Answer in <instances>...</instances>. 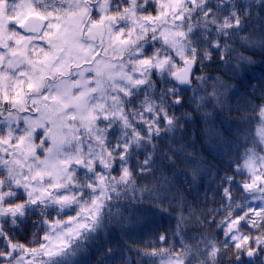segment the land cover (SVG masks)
<instances>
[{
  "label": "clouds",
  "instance_id": "obj_1",
  "mask_svg": "<svg viewBox=\"0 0 264 264\" xmlns=\"http://www.w3.org/2000/svg\"><path fill=\"white\" fill-rule=\"evenodd\" d=\"M18 3L19 0H6V13L15 15ZM70 5L76 14L72 21L67 16ZM32 6L43 15L47 16L51 12L54 16L43 25L33 18L27 21L24 28L15 25L9 27L8 32L14 33L15 39H20L21 35L25 37L21 48L24 45L28 48L27 60L17 57V67L13 71H25L29 76L39 79L40 69H45L51 78L43 80L39 91L34 90L29 94L25 89L24 104L5 103L0 94V140L8 141L0 144V195L5 198L4 207L8 206L7 202L13 205L23 204L26 213L15 224H11L10 216L0 217V230L6 238L19 241L18 237H22L23 243L35 240L32 246L38 247L40 237L48 232L46 221H59L67 228L64 221L68 216H75L80 204L91 199L92 193L88 184L95 183L98 175L111 181L116 175L114 170L121 167L133 170L135 175L127 186L118 185L125 195L119 201L114 198L112 204L125 209L133 220L146 212L147 206L153 203L147 192L141 200L139 189L145 185L151 188L154 183L164 181L165 177L171 185L178 175L177 165L196 163L204 166L207 171L221 165L225 170L221 179L231 185L236 202H240L241 198L248 202L259 198L260 191L264 190V183L253 192L244 191L242 185L252 182L244 168V161L250 156L255 157L256 173L264 175V141L256 135V128L260 124L259 108L264 106V100L255 104L254 111L249 107L242 108L240 103L236 105L239 114L229 134L218 137L215 148L211 145L205 146V155L211 153L216 159L205 160L202 157L195 161L188 159L192 154L181 157L176 153L178 159L173 163L162 164L157 155L153 171L141 174L139 170L143 166L144 158L151 154L152 144L158 140L147 134L150 126L154 132V121L161 122L163 131L162 119L165 115L178 120L183 126L194 123L201 114L205 119L211 118L212 112L203 110L209 105L213 108L217 106L211 95L217 78L225 85L234 74L242 73V63H254L251 56H246L250 62L238 59L241 55L245 56L244 51L252 50L253 55L264 57V44L260 43L264 41V21L261 19L264 17V0H195V4L193 0H182L175 11L169 0H33ZM81 9L86 11L81 13ZM209 12L211 15H206ZM217 15L220 24H223L225 17L234 19L239 16L243 22L241 35L248 36L253 43L237 37L232 41L234 51L230 56L221 59L213 48L217 29L212 23H205ZM55 16L60 19H55ZM48 23H63L64 28L77 33L76 46L70 52L65 47V51L57 55L54 49L48 48L47 38L43 37L45 31H52L48 28ZM166 32H182L184 35L176 36L178 43L173 46L172 43L165 42L162 33ZM41 38L44 43H41ZM52 43L59 45L60 40H53ZM41 48L57 56L54 63L47 68L44 65L33 67L28 63L44 56ZM194 48L196 62L191 63ZM94 52H99V55L93 60ZM144 59L151 60L152 66L141 65L140 62ZM186 59L191 65L192 73L188 82L182 83L173 73L189 66L185 64ZM85 60L92 62L84 63ZM69 62L79 64L80 67H71L69 71ZM160 63H163L162 69L156 67ZM62 64L65 67L59 72L54 71L57 65ZM5 67H8L7 59ZM98 70L101 74H97ZM124 73L131 76L132 80H143L144 83L134 85ZM201 76L205 78L203 81L199 79ZM89 80L93 83L89 84ZM97 81L102 82V86ZM13 83L14 80L8 81L9 97L14 94ZM93 88L96 89L94 93L90 91ZM69 89L73 95L77 92L88 93L84 111L91 109L98 119L91 131L81 127L79 115L75 121L68 119L67 123L73 125L72 134L62 149H54L47 157L50 161L47 170L53 171L51 165L55 164L59 171H53L51 176H45L43 180L38 177L33 179L37 169L44 167L38 161L46 159L44 153L49 146L47 126L41 127L32 119L33 101H39L36 106H40L43 104L40 100L43 92L63 93ZM217 92L221 93V88L217 87ZM117 111L123 113V118L114 114ZM206 112L209 115L205 116ZM105 113L109 114L108 119H104ZM75 128H80L79 139H76ZM21 136L25 137V147L30 142L35 148L34 153H26L17 147ZM125 143L130 145L129 151L125 159L120 160V149L117 146ZM109 150L113 156L107 155ZM101 155L111 167H103ZM76 159H82L84 163L78 165L75 163ZM90 160L91 164L88 163ZM62 161L70 163L65 166ZM167 172L172 173L171 178L165 175ZM25 177L28 179L25 180ZM229 177L232 179L229 180ZM133 186L137 189L135 193L131 190ZM65 197L67 201L64 203L57 202ZM32 199H36L37 203L32 204ZM225 210L227 212V208ZM223 225L220 223L219 227ZM61 230L57 228L49 234L55 236ZM238 234L250 233L240 227ZM224 237L227 239L219 240L204 225L199 235L185 232L178 250L171 245L174 249L172 255L179 253L183 264H222L223 257H227L226 264H252L255 257L244 259L241 252L230 246V236ZM94 242L89 240L84 243L77 254L71 257L70 264H87V252L95 246ZM6 247V240L0 241V251ZM213 247L217 249L215 255L212 254ZM241 251H246V248ZM238 256L240 259H237ZM40 259L37 257V264ZM3 264H14V258L12 261H4Z\"/></svg>",
  "mask_w": 264,
  "mask_h": 264
},
{
  "label": "snow or ice",
  "instance_id": "obj_2",
  "mask_svg": "<svg viewBox=\"0 0 264 264\" xmlns=\"http://www.w3.org/2000/svg\"><path fill=\"white\" fill-rule=\"evenodd\" d=\"M75 2V0H74ZM171 4L174 5L173 11L179 6L182 0H169ZM6 0H0V94H2V99L5 103L11 102L13 104H24L25 100V89L27 93H32L34 90L39 91L42 85V82L45 78H51L45 72V69H40L41 76L39 79H36L32 76H29L27 72L20 71L14 72L13 69L17 67L15 59L17 57H23L27 60L28 48L27 45H24L23 49L21 44L24 42L25 37L20 36V39H15L14 33H9L8 29L11 25H15L19 28H24L25 24L29 19H37L43 23L49 21L50 17H53L54 14L49 12L48 15H43L41 12L36 11L33 8V0H19L17 5V11L15 15H8L5 11ZM195 4V0H193ZM86 9H81L80 12L83 13ZM75 12L72 10L71 5L67 13L69 21H72L75 18ZM206 15H211L209 12ZM55 19L59 20V16H55ZM182 17H177L181 19ZM151 20V18H148ZM264 21V17L261 18ZM96 22H94L95 24ZM205 23H212L217 29V35L214 38L213 48L217 50V54L224 59L234 51L232 41L239 37L242 41H248L253 43L248 36L241 35V25L242 20L239 16L234 19L231 17H225L223 24L219 22V16H214L211 21L206 20ZM48 28L52 31H45L43 37L47 38L48 48L55 50L57 55L60 52L65 51V47L71 51L73 46H76V37L77 33L71 29L64 28L63 23H48ZM63 29V31H62ZM70 33V35H66ZM82 34V33H80ZM165 42L172 43L173 46L177 45L175 40L176 36H183L184 33H162ZM53 40H60V44H53ZM11 42V45L9 44ZM41 43H44V39L41 38ZM261 44H264V41H260ZM182 47V46H181ZM41 51H44V56L42 58H37L35 61H28L30 65L35 67L36 65H44L45 68L51 66L54 63L57 56L52 55L47 50L41 48ZM36 50L34 49V52ZM67 55V53H66ZM87 55V51H85ZM99 55V52L93 53V60L96 56ZM196 49H193V60L191 63H195ZM7 59L8 67H5V61ZM240 61L250 62L249 57L239 56ZM90 60H85L84 63H91ZM143 66H152V62L149 59H144L141 62ZM185 64L189 66L185 69H180L177 72L173 73V76L178 79L180 82H188L192 68L189 64V61L186 59ZM62 67L65 65H57L54 71L59 72ZM67 67L70 71L71 67H80L79 64H72L69 62ZM158 69L163 68V63L157 64ZM97 74H101L98 70ZM123 75H126L124 73ZM14 80L12 85L14 89V94L9 97L7 94V85L9 80ZM127 79L134 85L144 83L143 80H132L131 76H127ZM201 81L205 78L203 76L199 77ZM89 84H92L93 81L89 80ZM98 85L102 86V82L97 81ZM225 85L222 81L217 78L216 86H214L212 96L215 98V103L217 105H222L223 101L221 96L223 93L217 92V87L223 88ZM95 88L91 89V92H95ZM87 92H77L75 95L72 94L69 89L63 93L57 92H43L40 100L43 101V104L36 106L39 101H33V121L38 123L41 127L47 126L46 135L48 136V150L44 153L46 159L44 161H38L44 165L43 168H38L35 172V178H40L43 180L45 176H51L53 171H59L55 164L51 165L53 171H48L50 161L47 159L50 153L54 149H62L63 145L68 141L69 136L73 132V125L67 123L68 119L75 121L77 115L81 122V127H84L86 130L91 131L94 122L98 119L95 112L91 109L84 111L87 105L86 97ZM203 99V98H201ZM249 108L253 111L256 106L248 102ZM43 109V111H42ZM25 110L26 107H25ZM149 110H151L149 108ZM117 117L123 118V113L117 111L114 113ZM108 113H105L104 119H108ZM187 115V113H185ZM209 113H205V116ZM259 119L260 124L256 128V135L264 141V106L259 108ZM127 121L125 120V124ZM163 131H161V122L154 121V132L152 126L149 127L148 136H155L157 139L163 137L167 138V144L164 148L161 147L158 143L152 144V152L149 156L144 158L143 166L139 170L141 174H146L153 171V166L155 164V157L159 155L161 161L167 160L169 163H173L176 153L184 151V146L176 145L173 137L178 129L182 128L183 125L179 123L178 120L174 118H169L165 115L162 119ZM76 139H79L78 133L80 128L74 129ZM209 133H212V129H208ZM216 137H222L221 133H213ZM99 140L100 138L97 137ZM8 143L7 140H0V144ZM28 146L25 147L26 140L25 137L21 136L17 142V147L25 151L26 153H34L35 148L32 147L30 142H27ZM137 143H139V136L137 138ZM120 149L119 159L124 160L130 145L125 143L123 146H117ZM172 153L169 155V153ZM190 155V153H188ZM108 156H113L114 154L109 150L107 152ZM101 164L105 168L111 167L107 161L104 159L103 155L100 156ZM19 163V161H16ZM65 166H67L70 161H62ZM75 163L80 165L84 161L82 159H76ZM89 164L92 163L90 160ZM244 168L247 169V172L251 176V183H244L242 188L246 192H253L254 190L259 189L261 183H264V175H258L256 173V164L255 157L250 156L244 161ZM91 171V168H89ZM116 175L112 177V180L109 181L105 176L98 175L95 183H89L88 189L92 193L90 200H85L79 206V211L75 216H68L67 220L64 221L68 225L67 228H64L63 225L56 221L55 223H50L46 221L48 225V232L40 237V242L38 247H33L32 244L35 243V240L20 243L19 241L12 240L11 238H6L3 231L0 230V241L6 240L7 247L3 251H0V264H3L4 261H12L14 258V264H37V257H40L39 264H70L71 257L75 256L77 252L83 247L84 243H87L89 240L97 241L100 239L99 233L106 230L110 225H123L133 221V217L130 214H126V210L122 207L115 206L112 204V200L115 198L119 201V198L122 195H125L124 192L119 190L118 185L127 186L131 182V177L135 175V172L127 167H121L114 170ZM195 176V170L193 171ZM28 178L25 177V180ZM229 180L232 177L228 178ZM18 183V181H17ZM26 187H30L26 185ZM170 185L167 182L165 177L164 181L159 183H154L151 188L145 185L139 189L141 193V200H143V194L147 192L152 201L156 202L158 207L165 200H169V189ZM133 193L136 192L135 186L131 189ZM127 191V188H126ZM31 195V193H29ZM223 197L228 201L227 205H222V207L227 208L226 215L222 221L216 224L219 227L220 223L226 225L224 228V235L230 236L232 245L234 248L241 252L242 256H247L248 258L255 257V261L252 264H264V190L260 191L258 199L253 201H259L255 207L252 206V203L248 202L246 199L241 198L240 202H236L232 195V188L224 187L223 188ZM67 201V198H60L57 202L64 203ZM6 203L5 198L0 195V217L10 216L12 217L11 224H15L16 220L20 217H24L25 206L23 204L13 205L11 202H7L8 206L4 207ZM32 204H36L37 200L32 199ZM169 203L171 201L169 200ZM167 211L168 209H162ZM191 211V209H190ZM219 211V209L217 210ZM139 217H135L138 219ZM185 217L181 212L178 221H177V235L180 234V225L184 222ZM245 225L250 226L252 229H256L259 232V235L253 237L251 234H238L240 227ZM57 228L62 229L61 231L56 232L55 236L50 235L51 231H55ZM92 234H97L93 236ZM83 238V242H81ZM159 241L163 242V245H157L156 241L153 240L149 245L145 242V246L141 248L142 256L147 258L146 264H183V261L180 259L179 253L175 256L172 255L174 251L173 247L169 244L168 238L166 235H159ZM167 245V246H164ZM255 245V247L253 246ZM246 248V251H241ZM113 252V249L109 248L104 256L107 258L110 253ZM217 249L212 248V254L215 255ZM259 254V255H258ZM30 257V259H28ZM237 259H240L238 256ZM121 264H127L126 260H122ZM137 264H145L141 260V257L138 256Z\"/></svg>",
  "mask_w": 264,
  "mask_h": 264
},
{
  "label": "trees",
  "instance_id": "obj_3",
  "mask_svg": "<svg viewBox=\"0 0 264 264\" xmlns=\"http://www.w3.org/2000/svg\"><path fill=\"white\" fill-rule=\"evenodd\" d=\"M244 55L251 56L254 63H242V73L234 74L225 84V90L224 87L221 88L222 105H217L215 108L209 105L203 110L211 111V118L205 119L201 114L194 123L185 124L175 133L173 140L176 145L184 146V151L178 152L179 156L190 153L192 155L188 157L189 160L199 161L202 157L205 160L216 159L211 153L205 155L206 145H211L213 148L216 146L218 137L213 133L229 134L239 114L236 109L238 103L242 108H247L248 102L255 105L264 100V57L253 55L252 50L244 51ZM208 129H212V133H209ZM157 143L164 148L167 138L158 139ZM171 154L170 152L169 155ZM173 159H178V156H174ZM167 163V160L162 161V164ZM177 173L176 179L172 180L168 189L171 203L165 200L157 207L156 202L153 201L147 206L146 212L138 215V219L123 225H110L101 232L100 239L94 242L95 246L88 249L87 264H121L122 260H126L127 264H137L138 256L146 264L147 258L141 253L145 242L150 245L155 240L157 245H163V242L159 241V235L164 234L169 244L178 250L180 239L185 232L199 235L204 225H207L208 231L219 240L227 239L223 234L226 225L216 227L226 215L222 205H227L228 201L222 195L223 188L231 187L221 179L225 174L223 167L217 165L212 171H207L204 166L189 163L183 166L177 165ZM165 175L172 177L171 172ZM165 208L168 210L163 211L162 209ZM181 212L185 220L180 225V234L177 235V221ZM243 229L253 237L259 235L256 229L248 225ZM18 240L24 242L22 237H18ZM230 246L235 250L233 245ZM109 248L113 249V252L106 258L104 253ZM232 259L235 260V257ZM226 261L227 257H223L222 264H226Z\"/></svg>",
  "mask_w": 264,
  "mask_h": 264
},
{
  "label": "rangeland",
  "instance_id": "obj_4",
  "mask_svg": "<svg viewBox=\"0 0 264 264\" xmlns=\"http://www.w3.org/2000/svg\"><path fill=\"white\" fill-rule=\"evenodd\" d=\"M224 90H225V86H224ZM250 203H252V206L255 207L257 204H259V201H249Z\"/></svg>",
  "mask_w": 264,
  "mask_h": 264
},
{
  "label": "water",
  "instance_id": "obj_5",
  "mask_svg": "<svg viewBox=\"0 0 264 264\" xmlns=\"http://www.w3.org/2000/svg\"><path fill=\"white\" fill-rule=\"evenodd\" d=\"M245 259H248V257L246 255H245ZM253 261H255V259Z\"/></svg>",
  "mask_w": 264,
  "mask_h": 264
}]
</instances>
